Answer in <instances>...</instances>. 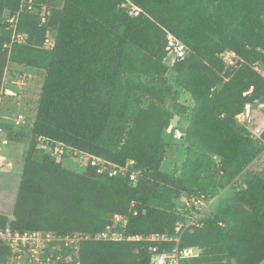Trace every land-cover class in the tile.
I'll use <instances>...</instances> for the list:
<instances>
[{"label":"trees","instance_id":"16d2710c","mask_svg":"<svg viewBox=\"0 0 264 264\" xmlns=\"http://www.w3.org/2000/svg\"><path fill=\"white\" fill-rule=\"evenodd\" d=\"M48 2L32 0V12L24 0H0V85L7 63L17 66L16 78L44 71L34 115L20 125L0 120L2 137L22 144L23 160L0 229L89 235L67 264H153L175 245L200 250L192 264L264 260V168L253 163L264 129L253 136L235 118L246 104L264 103V75L254 67L264 68V0H63L43 7ZM129 4L139 11L130 13ZM13 30L26 40H13ZM168 32L188 48L183 59L166 58ZM47 35L50 49L42 47ZM227 49L241 59L233 69L222 59ZM176 85L191 105L179 101ZM174 117L187 122L185 157L178 173H167L163 133ZM38 137L120 165L132 160L136 178L70 169L62 161L77 162L51 157ZM182 195L212 199V208L186 225L196 206L184 208ZM114 214L126 218L112 227L122 238H94ZM153 233L170 239H145ZM9 252L0 239V264Z\"/></svg>","mask_w":264,"mask_h":264},{"label":"built area","instance_id":"2783aa9c","mask_svg":"<svg viewBox=\"0 0 264 264\" xmlns=\"http://www.w3.org/2000/svg\"><path fill=\"white\" fill-rule=\"evenodd\" d=\"M27 3V9L34 11L32 0H24ZM23 6V4H22ZM139 9L129 4V12L137 13ZM19 12L7 16V21L10 23H15ZM44 18H42V21ZM13 29L15 25L12 24ZM27 35L25 33H17L13 30L12 39L18 42H24ZM42 47L45 49H50L53 47V38L47 35L43 41ZM166 58L168 59H183L188 54V48L186 45L174 36L172 33L166 34ZM222 59L225 63V66L228 68H235L241 59L237 54L232 50H225L222 53ZM21 88V87H20ZM19 91L16 89H11L7 86L0 87V99L4 96L17 97ZM260 107L264 103L258 104ZM3 118V115L0 114V120H7L13 124L20 125L25 121V118L22 113H16L12 116ZM236 121L244 125L253 136H259L264 129V121L259 123H254V116L251 110V105L246 104L244 109L237 113ZM3 129L0 126V146L5 145L9 141L2 137ZM38 145L45 146L49 151V154L53 158H60L61 156L67 154L74 161L77 162L78 166L84 170L87 166L94 168L95 173L103 174L107 173L110 176L113 175H128L130 180L136 178V172L131 169V164L133 161H129L124 165H120L114 162H111L103 157L88 153L86 151L78 150L69 146L68 144L52 140L47 137H38ZM5 149L0 147V164L9 165L7 159V154ZM253 163L257 164L259 167H264V148L262 151L254 158ZM202 198H197L195 196H184L180 202L184 204V208H190L192 205L201 204ZM189 219V218H188ZM186 220V225L195 222ZM118 222H122V225L126 223V218L120 214H114L112 218V225H107L105 229L94 235V238L101 240H117L122 238L121 232L113 231L114 227ZM89 235H59L55 234L52 231H18L12 230L9 227L0 229V239L3 244L9 248V255L5 264H67L73 260L77 255L79 245L78 242L81 238H88ZM134 238V237H132ZM135 239H142V236L138 235ZM146 240L149 241H158L166 240L164 235H158L153 233L149 235ZM175 241L179 240V236L174 237ZM152 251L156 250V246L150 247ZM200 253V250L196 247H185L180 248L178 245H175L172 250L156 254L153 257V264H192L190 263L192 259L196 258Z\"/></svg>","mask_w":264,"mask_h":264},{"label":"rangeland","instance_id":"374dc122","mask_svg":"<svg viewBox=\"0 0 264 264\" xmlns=\"http://www.w3.org/2000/svg\"><path fill=\"white\" fill-rule=\"evenodd\" d=\"M63 0H49L47 4H43V7H60ZM254 67L261 74L264 75V68L261 67L258 63H254ZM17 66L13 64L6 65V68L3 73L2 83L0 86H7L11 89H16L19 91L17 97L14 99H8L1 97L0 99V113L3 115V118L12 116L16 113H22L24 118L26 114L33 116L35 113L36 102L40 88L44 78V71L42 70H23V74L20 78H16L14 71H16ZM11 70H14L11 72ZM174 73L173 71H168L167 78L169 82L174 83ZM21 87V88H20ZM179 91V101L191 105L192 100L190 95L181 87H177ZM261 101H256L252 103L251 110L254 116V123H259L264 121V105L260 107L258 104ZM170 101H167V106L170 107ZM187 126L185 119L180 117H174L170 122V125L167 129L164 130L163 136L168 147L165 154V159L163 161V171L167 173L177 172L180 168V165L185 157V142L183 140V133ZM5 150H8L9 154V165L0 164V213L11 214L12 208L14 205L15 196L18 189L19 175L22 169V144L6 143L5 145L0 146ZM1 161V160H0ZM66 167L74 169L75 171L81 172L82 169L76 165L73 161L63 160L62 161ZM264 168V167H263ZM253 169L256 170L254 167ZM264 170V169H263ZM178 173V172H177ZM219 192L216 193L218 195ZM184 197L182 195L179 199L181 200ZM212 199H201V204H197L196 208L189 210V221H194L196 217L205 210H211L212 206H209ZM259 264H264L262 260Z\"/></svg>","mask_w":264,"mask_h":264}]
</instances>
